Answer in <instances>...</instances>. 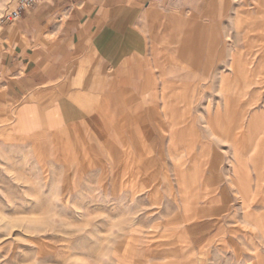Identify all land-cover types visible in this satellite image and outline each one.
<instances>
[{
    "label": "rangeland",
    "instance_id": "obj_1",
    "mask_svg": "<svg viewBox=\"0 0 264 264\" xmlns=\"http://www.w3.org/2000/svg\"><path fill=\"white\" fill-rule=\"evenodd\" d=\"M147 4L136 33L154 73L128 134L20 140L0 104V264H264V87L236 69L264 55V31L234 22L254 1Z\"/></svg>",
    "mask_w": 264,
    "mask_h": 264
},
{
    "label": "crops",
    "instance_id": "obj_2",
    "mask_svg": "<svg viewBox=\"0 0 264 264\" xmlns=\"http://www.w3.org/2000/svg\"><path fill=\"white\" fill-rule=\"evenodd\" d=\"M253 1L252 9H235V25L243 15L257 16L246 24L264 31V0ZM0 4L5 6L0 9V104L13 108V136L27 140L76 129L90 135L97 134L98 127L105 134H128L130 106L143 111L152 86L147 78L153 68L146 67L145 57L146 46L148 52L153 47L136 33L149 8L147 0H46L15 22L5 19L14 6L2 0ZM163 30L168 31L167 23L156 36L166 40ZM194 55L189 54L187 67H210L211 58L202 65ZM243 62L250 65L245 72L237 65L238 75L263 89L264 66L257 64L264 61L254 56ZM164 91V106H169L174 100ZM159 128L171 130L169 115ZM243 140L246 153L255 149L246 133Z\"/></svg>",
    "mask_w": 264,
    "mask_h": 264
},
{
    "label": "built area",
    "instance_id": "obj_3",
    "mask_svg": "<svg viewBox=\"0 0 264 264\" xmlns=\"http://www.w3.org/2000/svg\"><path fill=\"white\" fill-rule=\"evenodd\" d=\"M46 0H13L14 8L7 12L5 19L9 22H15L21 17V13L42 4Z\"/></svg>",
    "mask_w": 264,
    "mask_h": 264
},
{
    "label": "bare ground",
    "instance_id": "obj_4",
    "mask_svg": "<svg viewBox=\"0 0 264 264\" xmlns=\"http://www.w3.org/2000/svg\"><path fill=\"white\" fill-rule=\"evenodd\" d=\"M246 18L247 19H255V18H257V16H251V15H248L247 16V14H246ZM236 19H237V15H236ZM241 22V21H240ZM246 22V21H245ZM243 23V22H242ZM244 26V25H243ZM251 26V25H250ZM264 26V25H263ZM248 27H249V25H248ZM260 27V26H259ZM254 28V27H253ZM256 28V27H255ZM254 28V29H255ZM245 29V28H244ZM248 30H249V28H248ZM254 31V30H253ZM247 32V31H246ZM249 33V32H248ZM252 33V32H251ZM261 42V41H260ZM236 50V49H235ZM260 59H258V60H260V61H264V55H262L261 57H259ZM261 64V66H264V62H261L260 63ZM172 103V102H171ZM244 209V208H243Z\"/></svg>",
    "mask_w": 264,
    "mask_h": 264
}]
</instances>
